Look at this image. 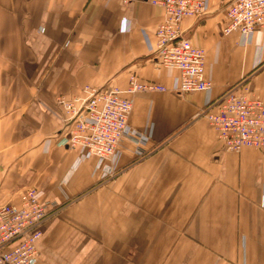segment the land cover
<instances>
[{
	"label": "crops",
	"instance_id": "1",
	"mask_svg": "<svg viewBox=\"0 0 264 264\" xmlns=\"http://www.w3.org/2000/svg\"><path fill=\"white\" fill-rule=\"evenodd\" d=\"M233 0H209L183 34L206 52L208 91L137 92L109 160L63 144L57 97L122 89L135 75L172 88L179 70L150 46L163 9L146 1L0 0V204L35 186L60 205L35 264H264V149L227 150L204 113L230 88L264 98V29L224 33Z\"/></svg>",
	"mask_w": 264,
	"mask_h": 264
},
{
	"label": "built area",
	"instance_id": "2",
	"mask_svg": "<svg viewBox=\"0 0 264 264\" xmlns=\"http://www.w3.org/2000/svg\"><path fill=\"white\" fill-rule=\"evenodd\" d=\"M123 3L146 1L163 9V20L156 28V53L162 66L179 70L172 88L155 81L140 80L133 75L127 88L85 86L84 98L61 101L64 109L63 144L82 148L86 156L109 160L120 143L129 138L142 146L139 134L129 125L133 101L128 95L137 92L173 91L189 93L213 87L206 75V52L184 36L182 22L200 17L209 10V0H121ZM224 33L238 31L250 35L264 29V0H233L227 8ZM204 115L215 128L220 143L232 151L243 147L264 149V98L247 91L228 89L218 100L215 110ZM1 166V165H0ZM20 201L0 204V264H35L42 237L41 225L49 217L53 202L42 200L34 187L20 192Z\"/></svg>",
	"mask_w": 264,
	"mask_h": 264
},
{
	"label": "rangeland",
	"instance_id": "3",
	"mask_svg": "<svg viewBox=\"0 0 264 264\" xmlns=\"http://www.w3.org/2000/svg\"><path fill=\"white\" fill-rule=\"evenodd\" d=\"M133 2H141V1H133ZM159 7V6H158ZM161 8V7H160ZM209 11H210V7H209V10H208V12L205 14V15H207L208 13H209ZM205 15H203V16H205ZM203 16H200V17H203ZM151 51V50H150ZM155 53V52H154ZM156 54V53H155ZM129 84V83H128ZM111 85H114V84H108V85H105V86H111ZM114 86H116V85H114ZM120 88V87H119ZM127 88V87H126ZM122 89V88H121ZM64 98H65V96H63V95H60V96H58L57 97V102H58V104L60 105V106H62V104H61V101H63L64 100ZM133 101V100H132ZM63 108V107H62ZM131 115V114H130ZM129 119H130V117H129ZM134 129V128H133ZM135 131H137L139 134H142V140H147L146 142H145V144L142 146V152H140V149H137L136 150V154L137 155H139V156H144V155H146V152H145V146L147 145V143H148V141H149V136H148V134H146V132H143V131H141V130H137V129H134ZM63 134H62V136L61 137H63V136H65V130L62 132ZM59 139H61V138H59ZM127 140H130V141H133L135 144H137V143H139V142H135L134 140H131V139H129V138H127ZM1 165V164H0ZM30 187H34V188H36L37 189V187H35V186H30ZM26 188H28V187H26ZM25 189V188H24ZM21 190H23V189H21ZM21 190H19L18 191V195H20V192H21ZM37 191H38V189H37ZM38 194H39V192H38ZM43 200V199H42ZM19 201H20V196H19ZM46 201H49V200H46ZM10 203V202H9ZM52 204H54L55 205V207H53V208H51V209H49L50 211H49V216H51V215H53V214H55L57 211H58V209L60 208V205L59 204H57V203H55V202H53Z\"/></svg>",
	"mask_w": 264,
	"mask_h": 264
}]
</instances>
